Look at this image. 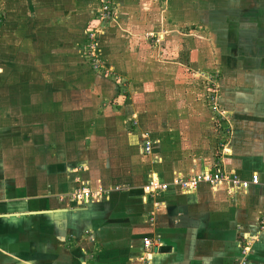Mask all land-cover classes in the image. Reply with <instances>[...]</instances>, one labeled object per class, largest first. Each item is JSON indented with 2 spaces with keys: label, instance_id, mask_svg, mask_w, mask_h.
I'll return each mask as SVG.
<instances>
[{
  "label": "crops",
  "instance_id": "crops-1",
  "mask_svg": "<svg viewBox=\"0 0 264 264\" xmlns=\"http://www.w3.org/2000/svg\"><path fill=\"white\" fill-rule=\"evenodd\" d=\"M115 2L99 49L112 74L65 113L72 132L55 99L44 122L26 113L18 152L0 142V264H264V2ZM209 35L232 46L220 83L204 75ZM194 83L218 88L220 123ZM218 165L249 188L176 184ZM152 181L167 189L146 194Z\"/></svg>",
  "mask_w": 264,
  "mask_h": 264
},
{
  "label": "rangeland",
  "instance_id": "rangeland-1",
  "mask_svg": "<svg viewBox=\"0 0 264 264\" xmlns=\"http://www.w3.org/2000/svg\"><path fill=\"white\" fill-rule=\"evenodd\" d=\"M93 1L98 3L97 6L91 7V0H0V142L5 144V153L9 148L13 153L18 152L17 147H21L24 127L29 126V122L25 124L29 120L27 112L36 121L41 115L44 122V114L54 111L56 103L60 104L64 113V132L66 129L68 133L72 132L76 120L65 119V113L85 110L86 92L91 90L92 79H103L107 78L106 74H112L101 66L109 59L101 57L99 49L100 46L105 47L106 40L100 37L104 30L118 21V5L110 0L107 5L116 8L113 9L116 11L114 18L96 21L86 28L92 15L102 18L101 0ZM258 1L260 5L264 2ZM211 28L213 24L208 22L207 29ZM89 29H97L95 38L88 39ZM216 36L207 37L208 41L211 39L218 44L216 47L212 44L210 50L213 52L205 56L207 69L204 75L209 81L220 83L223 76H230L228 51L232 46L227 50L230 41L226 43V35ZM125 44L117 40L116 48ZM214 48L222 51L217 59ZM220 61L227 65L225 69L215 68ZM121 81L123 84L124 80ZM192 86L206 96V108L218 113L217 121L220 123L219 113L224 117L227 113L217 103L218 88L199 84ZM82 121L80 118L78 123ZM34 123L37 125L38 122ZM6 144L11 145L7 147ZM238 264L244 262L239 261Z\"/></svg>",
  "mask_w": 264,
  "mask_h": 264
},
{
  "label": "built area",
  "instance_id": "built-area-1",
  "mask_svg": "<svg viewBox=\"0 0 264 264\" xmlns=\"http://www.w3.org/2000/svg\"><path fill=\"white\" fill-rule=\"evenodd\" d=\"M109 1L110 0H101L102 18H100V17L96 18L97 21H100V20L110 21L114 18L113 15L115 14L116 11L113 9H116V8H114L110 5H107L109 3ZM96 31H97V29H95V31L89 29L88 33H87L88 39L95 38ZM144 151L147 154L151 153L150 142L146 143V147H145ZM224 183H230V184L236 186L237 188H242V189L249 188V184H250L248 181H244L241 177H239L235 174H229L227 171H225L224 167L221 165L216 166V169H214L213 171L204 173L198 177H191L188 180H184L183 178L176 180V184L178 186H180L184 192L195 191L198 189V186L200 184H207V185L212 186V187H217L218 185L224 184ZM166 189H167V184L162 183L160 181H152L149 185H147L145 187L144 191L146 194H152L158 190L162 191V190H166ZM80 193H82V195L85 197H88V195H89V193L86 191H82ZM261 227H262V229H264V220L262 221ZM144 247L146 249H149L150 247H152V242L150 239H146L144 241ZM142 261H143V263H146L147 261H149V258L143 257Z\"/></svg>",
  "mask_w": 264,
  "mask_h": 264
}]
</instances>
